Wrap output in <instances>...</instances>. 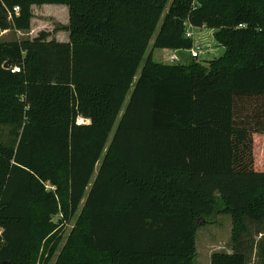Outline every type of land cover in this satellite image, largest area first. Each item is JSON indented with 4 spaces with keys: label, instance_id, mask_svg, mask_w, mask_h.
Wrapping results in <instances>:
<instances>
[{
    "label": "trees",
    "instance_id": "16d2710c",
    "mask_svg": "<svg viewBox=\"0 0 264 264\" xmlns=\"http://www.w3.org/2000/svg\"><path fill=\"white\" fill-rule=\"evenodd\" d=\"M42 4L68 7L67 42L0 40V125L15 135L0 140V261L193 264L200 220L229 214L232 251L210 263L249 264L246 222H264V0H0V32L28 31ZM186 24L214 29L223 54L154 60L192 49Z\"/></svg>",
    "mask_w": 264,
    "mask_h": 264
},
{
    "label": "rangeland",
    "instance_id": "374dc122",
    "mask_svg": "<svg viewBox=\"0 0 264 264\" xmlns=\"http://www.w3.org/2000/svg\"><path fill=\"white\" fill-rule=\"evenodd\" d=\"M59 5H63V4H43L42 6L36 5L35 9L40 8V9H45L44 11H46V8L57 7ZM44 11L40 12L35 10L34 19L32 20V26L35 29L36 34H38L40 31H46L50 33V36L47 39L50 38L55 39L56 33H59L60 32L59 30H63L62 27L65 26L64 22L65 21L67 22V16L65 13L59 12L58 16L55 17V15L49 14L50 12H44ZM189 31L192 34V47L200 48L198 51L199 53L197 58L198 61L205 62L207 60L217 58L223 54L224 47L215 40L214 29L207 27H199V28H190ZM22 38H25V36L24 37L20 36L19 39ZM13 39H18L17 34L14 30L7 32V34H5V36L3 37H0V40H13ZM152 41L153 39L150 41L148 45V49H147L148 51L151 49ZM185 53L189 56L190 50L185 51ZM172 54H174V50L172 49L153 50L154 60L162 63H168V64L171 63L170 56ZM127 99L128 98H126L125 103L120 111V115L124 110ZM119 117L116 120V123L108 137L102 156L105 153L107 147L109 146V143L113 136V132L115 130V126L117 124V121L119 120ZM77 123H83V120L78 118ZM14 138L15 135L13 134V130L9 125H0V140L4 142H11L14 140ZM263 145H264V137L262 136L256 137L255 151L257 154ZM99 164L100 161L96 165V169L94 175L92 176L90 184L88 185V189L97 173ZM48 188L51 189L49 185ZM84 200L85 197L82 199L78 211L75 213V215L71 217L69 220H64L63 225H65V228L63 231L62 240L58 243L56 249V255L59 252L63 243L65 242L70 229L74 225L76 216L78 215L84 203ZM59 217H62L61 214H56L54 216V220H57V218ZM246 224L249 225V231L248 233H244L242 235L241 241L244 250L247 251L248 263L264 264L263 261L258 256V243L264 233H257L258 229L263 228L262 225H264V222L255 223L250 221L248 222L247 220ZM232 225H233L232 217L229 214H213L210 217H208L206 220L201 219L195 231V255L193 259V264H211L210 258L213 252H217V251L231 252L233 247L231 240ZM54 259L55 256L49 262V264H52Z\"/></svg>",
    "mask_w": 264,
    "mask_h": 264
},
{
    "label": "crops",
    "instance_id": "0c3cea01",
    "mask_svg": "<svg viewBox=\"0 0 264 264\" xmlns=\"http://www.w3.org/2000/svg\"><path fill=\"white\" fill-rule=\"evenodd\" d=\"M42 5H39V6H42ZM35 6L36 5H32L31 6L32 18H31L29 30L28 31H17V30H14L16 32V34H17L18 39L20 38V36H23V37L25 36V38L32 39V38H34L37 35L35 29L32 26V20L34 19L35 10L43 12L45 9H40V8L39 9H35ZM44 12H50L49 14L55 15V17L58 16L59 12L60 13H65L66 16H67V22L65 21L64 25H67L69 19H68V7L66 5H65V7H64V4H63V5H59L57 7L46 8V11H44ZM9 31H11V30H4V31L0 32V37L5 36V34H7V32H9ZM59 31H57L59 33H56L55 40H57L59 42H67L68 39H69L68 32L65 31V30H59ZM50 39H52V38H50ZM79 118L83 120V123H89L88 119L81 118V117H79Z\"/></svg>",
    "mask_w": 264,
    "mask_h": 264
},
{
    "label": "built area",
    "instance_id": "2783aa9c",
    "mask_svg": "<svg viewBox=\"0 0 264 264\" xmlns=\"http://www.w3.org/2000/svg\"><path fill=\"white\" fill-rule=\"evenodd\" d=\"M15 12H18V7H15L14 9H13ZM186 30H185V36L186 37H191L192 38V34H191V32L189 31V29L190 28H192L191 27V25H189V24H186ZM199 47H196V48H193L192 47V49L190 50V56L191 57H197L198 55H199V53H198V51H199ZM170 61L171 62H176V61H180V58H179V56H178V54H177V51H174V54H172L171 56H170ZM10 70V72L11 73H16V72H19L20 71V67H18V66H14L13 68H11V69H9Z\"/></svg>",
    "mask_w": 264,
    "mask_h": 264
},
{
    "label": "water",
    "instance_id": "95a60500",
    "mask_svg": "<svg viewBox=\"0 0 264 264\" xmlns=\"http://www.w3.org/2000/svg\"><path fill=\"white\" fill-rule=\"evenodd\" d=\"M177 54H178L180 60H182L184 63H187L190 59V56H188L184 51L179 50V51H177ZM10 63H11L10 60L6 61L3 64V67L8 68L10 66ZM0 264H4V262L0 261Z\"/></svg>",
    "mask_w": 264,
    "mask_h": 264
}]
</instances>
